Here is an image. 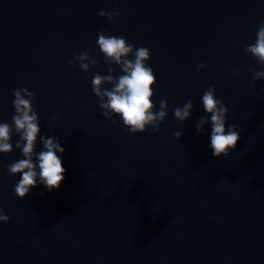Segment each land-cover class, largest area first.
Segmentation results:
<instances>
[{"label": "water", "instance_id": "1", "mask_svg": "<svg viewBox=\"0 0 264 264\" xmlns=\"http://www.w3.org/2000/svg\"><path fill=\"white\" fill-rule=\"evenodd\" d=\"M101 9L120 15L110 22ZM261 21L264 0H0V122L12 123L14 90L27 87L66 169L58 190L38 184L19 198L21 174L8 173L23 158L19 135L0 153L10 217L0 264H264V79L253 80L259 65L244 52ZM102 29L150 49L154 110L168 102L158 132L131 133L103 115L92 79L122 72L103 61ZM88 49L100 63L84 72L71 61ZM211 85L240 131L227 157L212 155L210 123L196 130L210 119L201 98ZM188 99L181 122L174 109Z\"/></svg>", "mask_w": 264, "mask_h": 264}, {"label": "clouds", "instance_id": "2", "mask_svg": "<svg viewBox=\"0 0 264 264\" xmlns=\"http://www.w3.org/2000/svg\"><path fill=\"white\" fill-rule=\"evenodd\" d=\"M100 16H106L110 22L120 15V10L109 12L101 9ZM254 43L248 44L244 52L250 54L259 65V70L252 68L253 80L264 79V21L257 26ZM97 45L99 52L103 54V61L107 64L118 65L122 74L113 75L115 68H109L108 74L95 73L92 79V91L96 97L103 115L109 120L113 116H119L124 126L131 133L143 132L151 128L158 132L161 122L167 116L168 102L161 99L159 110L155 111L156 105L152 100L156 76L148 61L151 51L147 47L137 48L128 42L126 37L109 35L105 30L98 32ZM88 49L74 55L71 63L87 72L93 66L99 65L100 61L90 56ZM201 63L198 69L205 68ZM106 84L111 88L105 87ZM264 93V88L260 89ZM34 93L27 87L14 90L13 106L15 114L11 117L12 123L0 122V153H10L13 149L12 137L18 134L19 139L15 142V148L21 149L22 157L8 165L10 175L21 174L14 187L15 194L24 198L30 194L31 189L38 184H43L48 191L58 190L65 179L66 169L62 166V158L57 153L63 154L65 149L55 136L40 135L41 128L37 110L34 107ZM202 105L208 116L198 118L196 130L203 135L205 125L211 124L210 144L214 157H227L231 150H235L240 140V131L236 124L226 125L228 107L223 100L216 96L214 85L209 86L202 95ZM193 109L192 99H188L183 107L174 109V116L184 122L190 118ZM59 113L54 119H59ZM112 123H116L112 120ZM175 137L179 139L183 130L177 131ZM42 149L37 151V143ZM10 217L0 207V222H7Z\"/></svg>", "mask_w": 264, "mask_h": 264}]
</instances>
